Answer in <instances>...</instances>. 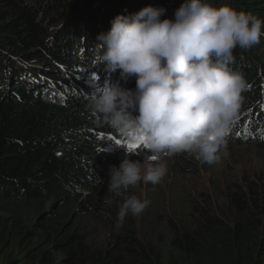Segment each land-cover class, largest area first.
Segmentation results:
<instances>
[{"label":"trees","instance_id":"16d2710c","mask_svg":"<svg viewBox=\"0 0 264 264\" xmlns=\"http://www.w3.org/2000/svg\"><path fill=\"white\" fill-rule=\"evenodd\" d=\"M158 95L264 154V0H0V264H264V169L116 147Z\"/></svg>","mask_w":264,"mask_h":264},{"label":"rangeland","instance_id":"374dc122","mask_svg":"<svg viewBox=\"0 0 264 264\" xmlns=\"http://www.w3.org/2000/svg\"><path fill=\"white\" fill-rule=\"evenodd\" d=\"M161 91L162 89H159V92ZM158 97L159 95L155 97V102ZM142 123H150V119L146 118L144 121L136 124ZM167 136L169 135H164V137ZM206 138L200 141L180 140V146H174L177 149L175 155H163L161 160L151 157L139 158L138 163L143 179H152L156 175H160L162 179H165L167 171L172 166L178 165V163H191L201 170L199 176H187L186 181L188 179V182L193 185L198 182H206L213 172L220 176L226 170H229L227 167H237L240 169H246L247 167L255 169L258 167V170L264 169V154L257 151L253 144L241 142L242 144L238 146L237 143H227V140L225 141L216 132L208 135ZM125 148L130 149L131 146L126 144ZM236 163L239 165L236 166ZM215 165L217 166L215 167Z\"/></svg>","mask_w":264,"mask_h":264},{"label":"clouds","instance_id":"9594fccd","mask_svg":"<svg viewBox=\"0 0 264 264\" xmlns=\"http://www.w3.org/2000/svg\"><path fill=\"white\" fill-rule=\"evenodd\" d=\"M121 87H122V83H121ZM108 100V99H107ZM153 104H155L156 105V108H158V110H157V113L159 112V111H162L161 110V108H160V104H158V103H156L155 101H154V99H153V102H151V104L149 105V107H148V110L146 111H142V113H141V115L138 117V118H136V119H129V118H124V122H126L127 121V124L125 125V127L122 125V127H120L119 128V130H118V138H120L122 141H124V136H125V133H126V131H129V130H131L130 129V125H129V123H128V121L129 120H135V121H138V120H141L142 118H144V116L145 115H147L148 113H150V108L153 106ZM123 122V123H124ZM154 123L156 122L155 120L153 121ZM161 122V121H160ZM218 128L219 129H222L223 127L222 126H219V127H216L215 128V132L216 133H218ZM217 130V131H216ZM218 134H220V133H218ZM222 134V133H221ZM222 138L226 141L227 140V137L226 136H222ZM125 150H127V149H125ZM168 151H170V152H176L177 150H168ZM130 154H132V153H130Z\"/></svg>","mask_w":264,"mask_h":264},{"label":"bare ground","instance_id":"6f19581e","mask_svg":"<svg viewBox=\"0 0 264 264\" xmlns=\"http://www.w3.org/2000/svg\"><path fill=\"white\" fill-rule=\"evenodd\" d=\"M182 134H186V132L183 130V131H182ZM180 139H181V137H180Z\"/></svg>","mask_w":264,"mask_h":264}]
</instances>
